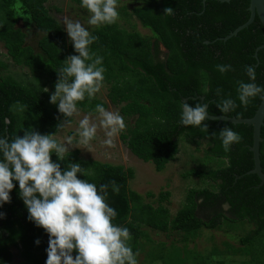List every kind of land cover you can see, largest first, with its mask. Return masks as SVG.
I'll use <instances>...</instances> for the list:
<instances>
[{"label":"trees","instance_id":"16d2710c","mask_svg":"<svg viewBox=\"0 0 264 264\" xmlns=\"http://www.w3.org/2000/svg\"><path fill=\"white\" fill-rule=\"evenodd\" d=\"M73 1L82 4V0ZM133 1L140 3L131 13L124 7V15H134L151 31L150 36L142 35L134 26L129 31L117 22L90 33L98 37L89 51L103 57V86L108 87L110 102L121 107L124 120H134L122 139L132 154L153 163L157 172H163L176 160L182 137L190 143L205 142V152L222 161L214 170L191 169L184 176L210 181L214 186L190 190L187 203L172 218L162 204L155 207L145 203L140 193L130 189V180L135 176L131 169L82 160L78 150L69 152L64 161L53 153L52 160L61 164L62 171L69 163H79L85 169L84 174H78L79 178L98 188L101 184H109L107 203L117 213L113 223L129 229V244L134 252L140 253L139 240L146 236L142 226L164 233H184V239L189 241L196 239L202 228L222 229L225 221L249 222L254 230L240 241L248 248L259 240L263 255L260 262L264 264V240L261 238L264 237V184L261 185L257 174L249 173L255 167L251 151L253 126L206 119L203 123L208 125V131L203 132L199 127L180 123L183 102L186 100L194 107L198 101L202 103V97L212 116L252 118L256 114L263 94L252 98L244 107L238 99L237 82H252L245 73V67L251 65L255 67V83L264 88V49L257 52V48L264 45V27L257 16L254 23L237 36L223 40L249 20L251 0ZM19 2L23 5L20 9L23 15L13 9L17 0H0V43L7 51L6 58L17 66L28 68L33 79L26 81L10 72L5 74L10 65L0 54V137L23 136L25 130L56 135L63 130L57 126L65 117L59 113L58 105L50 103L52 93L45 92V88L55 91L59 78L56 71L65 66L68 56L77 53L62 25L46 6L48 0ZM167 7L174 9L173 15H164ZM32 31L40 35L37 48L28 42ZM161 45L167 51L164 58ZM217 65H231L232 70L222 74ZM217 89H222L220 96L216 94ZM226 98L235 100L238 106L233 111L221 113L217 103ZM97 104L105 109L108 107L96 96L78 102L77 107L96 112ZM222 128H231L242 137L228 152L224 151L219 137ZM261 137L264 139V125ZM260 160L264 173V140L260 144ZM113 180L119 186V194L112 191L110 182ZM13 183L11 202L0 207V213L4 214L0 216V264H46L49 235L28 219L19 184ZM160 197L161 202L166 201L170 193ZM225 204L229 207L226 213L222 207ZM209 212L208 219L200 217V213ZM14 250L22 259L21 263H15ZM247 253L252 255L248 249ZM76 254L73 252V256ZM242 264L258 263L252 259Z\"/></svg>","mask_w":264,"mask_h":264},{"label":"clouds","instance_id":"9594fccd","mask_svg":"<svg viewBox=\"0 0 264 264\" xmlns=\"http://www.w3.org/2000/svg\"><path fill=\"white\" fill-rule=\"evenodd\" d=\"M81 6L89 13L88 24L95 28L113 25L119 19L118 0H82ZM22 7L19 0L13 5L20 15H23L20 13ZM164 13L173 15L174 9L167 7ZM63 23L77 54L68 56L64 60L65 66L55 70L59 78L50 103L58 105L59 113L65 117L57 126L61 130L78 114V102L93 99L101 91L105 71L103 57L89 51V46L98 37L67 16ZM216 67L222 74L232 70L231 65ZM245 73L252 82L238 81L237 92L240 104L247 107L252 98L264 94V88L255 83L254 66H246ZM221 93L222 89H217V96ZM237 106L231 98L217 103L221 113L233 111ZM95 111L98 123L85 115L79 120L75 134L66 137L65 142H58L55 135L40 134L35 130H25L23 136L14 138L0 137V207L11 202L10 193L15 188L13 181H17L28 219L49 235L46 264H138L140 253L134 252L129 244V229L113 223L117 213L107 203L109 184H101L98 188L79 178L78 174L85 173L79 163H69L62 171L61 164L52 160L55 153L60 161H64L70 146L88 148L101 129L106 137L103 144L115 147V138L126 128L124 118L119 112L106 110L100 104L96 105ZM206 119L207 104L198 101L193 107L183 102L181 125L199 127L207 132L208 125L203 123ZM219 137L225 152L242 139L231 128H222ZM110 183L112 191L119 194L116 181ZM222 207L227 210L228 205ZM73 252L77 254L73 256Z\"/></svg>","mask_w":264,"mask_h":264},{"label":"rangeland","instance_id":"374dc122","mask_svg":"<svg viewBox=\"0 0 264 264\" xmlns=\"http://www.w3.org/2000/svg\"><path fill=\"white\" fill-rule=\"evenodd\" d=\"M139 3L133 0H121L117 9L119 12L117 23L129 31H132L134 26V30L144 36H150L152 34L151 31L145 29L134 15H124V7L127 8V12L131 13L133 8L138 6ZM46 6L50 8L51 15L60 22L63 29L65 28L63 20L66 16L73 21H79L90 33L97 29L88 24V11L73 0H48ZM56 8L60 9V12ZM32 33L33 36L28 42L37 48L40 35L34 34V31ZM68 39L70 42L69 36ZM161 50L163 53H167L162 46ZM0 54L4 55L3 59L10 65L5 74L10 72L15 77L23 78L26 81L33 79V75L28 68L17 66L11 59L6 58L7 51L2 43H0ZM165 54L162 58H164ZM47 89L52 94L55 92L51 91L52 89L50 88ZM96 98L107 103L108 107L106 110L117 111L122 116L121 107L115 106L110 102L107 86L102 87L101 91L96 94ZM85 115H89L93 122L98 123V113L79 110L78 114L71 118V124L56 134L54 138L58 142H65L66 137L75 134L79 120ZM124 121L126 128L115 138V147H107L103 144V140L106 137L101 129L98 130L96 139L91 142L88 148H84V146L72 148L70 146L69 152L78 150L82 160L120 165L124 166L125 169L133 170L135 176L130 180V189L140 193L144 197L145 203H151L155 207L162 204L169 210L172 218L187 203V196L190 190L212 189L214 185L210 181L195 177L185 178L184 176L191 169L214 170L222 161L205 152L207 149L205 142H200V144L190 143L182 137L180 140L181 151L176 160L170 162L163 172H157L153 163L144 162L132 154L122 139V135L127 133L128 127L134 124L133 119ZM166 192L170 193V197L166 201L161 202L160 196ZM228 208L224 211L225 213ZM209 215L210 212L200 213V217L203 219H208ZM225 223L226 225L222 229L210 230L202 228L198 232V237L189 241L184 239V233L172 231L164 233L142 226L146 236L139 240L140 254L137 257L138 264H220V262H224V264H242L252 259L258 264H262L260 262L263 256L260 252L262 248L261 242L257 240L247 248L240 241L241 238L254 230V226L249 222L231 223L225 221ZM261 238L264 240V237ZM247 249L252 252V255L247 253ZM14 254L16 257L15 263H21L22 259L18 257L17 250H14Z\"/></svg>","mask_w":264,"mask_h":264},{"label":"water","instance_id":"95a60500","mask_svg":"<svg viewBox=\"0 0 264 264\" xmlns=\"http://www.w3.org/2000/svg\"><path fill=\"white\" fill-rule=\"evenodd\" d=\"M207 1V0H205ZM220 2H230L231 0H216ZM249 11L251 13L249 20L238 27L234 32L229 34L223 40L227 41L234 36H237L240 31L248 28L251 24L254 23L256 17L258 16L263 27H264V0H251ZM264 49V45L257 48V52ZM256 52L255 56L258 57V53ZM264 96V94H263ZM205 98L202 97L201 101L204 103ZM186 101V100H185ZM207 112H208V105H207ZM208 119L218 121L219 123L222 122H230L233 124H247L249 126H253V145L251 147V151L254 153V162L255 167L251 170L250 174H257L261 179V185L264 184V173L262 171L261 160H260V144L263 142V138L261 137V129L264 125V98H262L261 104L256 111V114L252 118H236V117H229V116H212L208 113Z\"/></svg>","mask_w":264,"mask_h":264},{"label":"flooded vegetation","instance_id":"af4514ba","mask_svg":"<svg viewBox=\"0 0 264 264\" xmlns=\"http://www.w3.org/2000/svg\"><path fill=\"white\" fill-rule=\"evenodd\" d=\"M161 46H162V45H161ZM162 47H163V46H162ZM160 48H161V47H160ZM163 48H164V47H163ZM161 51H162V50H161ZM165 51H166V49H165ZM162 54L164 55L165 53L162 52Z\"/></svg>","mask_w":264,"mask_h":264}]
</instances>
